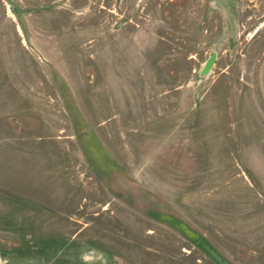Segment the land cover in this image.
Here are the masks:
<instances>
[{"label": "rangeland", "instance_id": "obj_1", "mask_svg": "<svg viewBox=\"0 0 264 264\" xmlns=\"http://www.w3.org/2000/svg\"><path fill=\"white\" fill-rule=\"evenodd\" d=\"M0 164V264H264V0H0Z\"/></svg>", "mask_w": 264, "mask_h": 264}, {"label": "crops", "instance_id": "obj_2", "mask_svg": "<svg viewBox=\"0 0 264 264\" xmlns=\"http://www.w3.org/2000/svg\"><path fill=\"white\" fill-rule=\"evenodd\" d=\"M13 167V165L11 166ZM2 165L0 164V192L4 193V194H7L5 195L6 198H9L10 199V206L9 209L7 211H5V215H6V219H7V222H11L12 224L15 225V228L16 226L18 225H22V223H19V220L21 219L20 217H22V214H21V206L20 205H16L15 203H17V201H19V199H23V200H26L28 202H31V203H35V197L34 196H31L29 194H31L32 192H34L35 190H23L21 188V185L20 183L17 182L16 180V171L15 169H10L12 171L6 173V177H7V180H9L11 178V180H9V182H5L3 180V177H2ZM24 192L28 193V195H24ZM14 206V207H12ZM19 209V210H18ZM4 213V212H3ZM4 214L1 213L0 211V218L2 216H5ZM12 226V225H11ZM19 230H21V228L19 229V226H18V232ZM16 232V230H14ZM14 238H16V240H25V237L24 235H21L20 233H14ZM28 236H26L27 238ZM30 239H34L35 238V235L33 233H30Z\"/></svg>", "mask_w": 264, "mask_h": 264}, {"label": "water", "instance_id": "obj_3", "mask_svg": "<svg viewBox=\"0 0 264 264\" xmlns=\"http://www.w3.org/2000/svg\"><path fill=\"white\" fill-rule=\"evenodd\" d=\"M212 61H213V56H211L210 58H209V60L207 61V63H206V65H205V67L203 68V70H202V73L201 74H203V73H205L206 72V70L210 67V65L212 64Z\"/></svg>", "mask_w": 264, "mask_h": 264}]
</instances>
